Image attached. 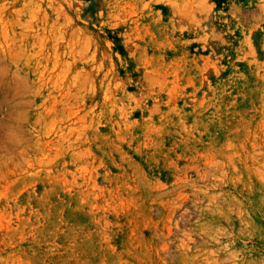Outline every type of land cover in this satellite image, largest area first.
I'll return each mask as SVG.
<instances>
[{"label":"rangeland","instance_id":"obj_1","mask_svg":"<svg viewBox=\"0 0 264 264\" xmlns=\"http://www.w3.org/2000/svg\"><path fill=\"white\" fill-rule=\"evenodd\" d=\"M0 264H264V0H0Z\"/></svg>","mask_w":264,"mask_h":264}]
</instances>
